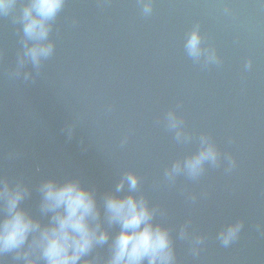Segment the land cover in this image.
<instances>
[{"label":"water","instance_id":"95a60500","mask_svg":"<svg viewBox=\"0 0 264 264\" xmlns=\"http://www.w3.org/2000/svg\"><path fill=\"white\" fill-rule=\"evenodd\" d=\"M47 25L52 52L37 65V41L0 16V178L26 189L23 206L46 222L42 183L79 181L110 234L86 258L107 264L119 225L104 197L129 194L116 186L131 172L174 264H264V0H64ZM208 144L216 160L193 173L186 162ZM231 222L243 227L224 247Z\"/></svg>","mask_w":264,"mask_h":264},{"label":"clouds","instance_id":"9594fccd","mask_svg":"<svg viewBox=\"0 0 264 264\" xmlns=\"http://www.w3.org/2000/svg\"><path fill=\"white\" fill-rule=\"evenodd\" d=\"M64 0H0V16L12 15L22 24L23 32L37 41L27 48L26 55L34 64L52 52V46L39 43L48 35L47 21L54 18ZM150 4H146V10ZM19 9V11H16ZM202 37L193 29L187 38V48L199 55ZM211 58H215L214 56ZM251 66L248 61L246 67ZM217 151L208 144L198 155L186 162L195 173L205 160L215 161ZM127 183V195L107 194L103 202V216L108 224L119 225L111 238L107 264H174L175 253L166 228L153 224V211L141 197L131 194L138 185L135 173H127L117 184L116 192ZM41 211L47 216L43 222L23 206L27 191L21 185H10L7 177L0 178V257L14 253L24 264H93L86 257L98 244L109 241L110 234L101 227V208L93 191L77 180L48 179L40 187ZM51 214L48 216V214ZM240 222L224 224L218 239L224 247L234 242L242 229ZM35 257V258H34ZM0 264L3 259L0 258Z\"/></svg>","mask_w":264,"mask_h":264}]
</instances>
